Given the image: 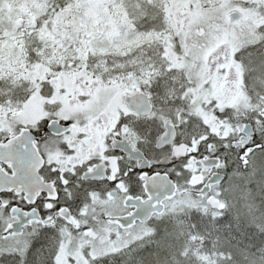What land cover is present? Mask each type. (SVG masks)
<instances>
[{
    "label": "snow or ice",
    "instance_id": "1",
    "mask_svg": "<svg viewBox=\"0 0 264 264\" xmlns=\"http://www.w3.org/2000/svg\"><path fill=\"white\" fill-rule=\"evenodd\" d=\"M0 264H264V0H0Z\"/></svg>",
    "mask_w": 264,
    "mask_h": 264
}]
</instances>
